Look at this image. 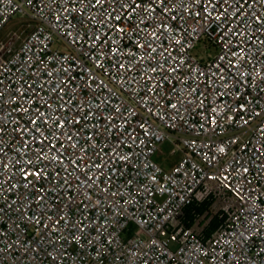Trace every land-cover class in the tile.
Returning <instances> with one entry per match:
<instances>
[{"label": "built area", "instance_id": "2783aa9c", "mask_svg": "<svg viewBox=\"0 0 264 264\" xmlns=\"http://www.w3.org/2000/svg\"><path fill=\"white\" fill-rule=\"evenodd\" d=\"M135 4L0 0V264H264V0Z\"/></svg>", "mask_w": 264, "mask_h": 264}, {"label": "snow or ice", "instance_id": "6c2138e0", "mask_svg": "<svg viewBox=\"0 0 264 264\" xmlns=\"http://www.w3.org/2000/svg\"><path fill=\"white\" fill-rule=\"evenodd\" d=\"M101 2H102V0H96V4H97V5H100ZM154 2H155V0H154ZM159 2H160V3H163L164 0H159ZM181 2H183V0H181ZM226 2H227V0H226ZM194 3L197 4V5H198V4H201V3H202V0H194ZM133 5H135V7L132 8V11H133V12L135 11V8H136V7H140V5L135 4V0H133ZM214 9H215V5H213V10H214ZM153 10H154V9H153ZM197 15H202V14H201V13H197ZM115 19L119 20L120 17H119V16H116ZM217 19H219V17H217ZM256 19L259 21V23H260L261 25H264V20H259V17H256ZM118 30H119V31H124L123 28H119ZM237 35H239V34H237ZM96 39H99V37H96ZM178 43H179V42H178ZM260 43L264 44V40H261ZM139 47L144 48L145 45H139ZM147 47L150 48L151 51H153V52L155 51V48H152L151 44H148ZM243 51H244V49L241 48V52H243ZM233 55L235 56V55H238V54H237V53H233ZM233 66L238 67V65H233ZM121 67H122V66H121ZM175 70H176V69H173V71H175ZM151 71L155 72L156 69L153 68V69H151ZM262 71H264V70H262ZM241 74H242L243 76H248V75H249L248 72H242ZM256 75H257V76H261V71H258V72L256 73ZM222 78H223V77H222ZM262 79H264V77H262ZM53 90L55 91V89H53ZM193 91H195V89H193ZM0 95H2V93H0ZM13 99H15V97H13ZM46 106L49 107V108H51V105H50V104H47ZM169 107L172 108V109H176V108H177V105L173 103V104H170ZM119 110H120L119 108L116 109V111H119ZM37 112H38V115L35 116L34 118H32L31 121H30L31 124H33V125H37V127H36L34 130H29V131L40 132V131H42V129L40 128L39 125H41V124H47V123H48V120H46V119H42V118L45 116V114H44L43 112L39 111V109L37 110ZM257 115H258V114H257ZM54 122H55V127H56L57 130H62V129H64V127H65V121H64L61 117H59V116L55 117ZM77 122H78V121H77ZM67 123H72V121H67ZM2 131H3V129L0 128V132H2ZM51 135L53 136V138H55V139H59L60 136L63 135V132H59V134H58L56 131H53V132L51 133ZM33 139H38V138H37L35 135H33ZM67 139H68L69 141H72L73 138H72L71 135H69V136L67 137ZM90 139H91V138H90ZM46 140H48V137H47V136H45L43 140H38V142H39L40 144H44ZM71 146H72V147H75V143H73ZM49 147H50L51 149H55V148H56V145H55V144H51V143H49ZM61 147H63V145H61ZM40 151H42V149H41ZM220 151H224V149L221 148ZM0 152H2V149H0ZM40 158H41V157H37V159H40ZM53 159H54V160H60V157H59V156H54ZM60 162L62 163V161H60ZM28 163L31 164L32 162H31V161H28ZM4 168H5V170H7V168H8V164H4ZM21 171L24 172V178H25V180H27V178H28L29 175L35 176L36 178H40V177L43 175V170H38V171L32 172V171H30V170H24V169H21ZM246 171H247V169H245V172H246ZM58 175H59V174H58ZM0 176H3V173H0ZM10 178H11V177H9V179H10ZM2 182H3V181H0V183H2ZM13 187H15V185H13ZM25 187H27V185H25ZM40 199H43V197H40ZM9 207H11V205H9ZM2 211H3V209L0 208V212H2ZM29 219H31V218H29ZM57 223H59V220H57ZM45 227H47V225H46Z\"/></svg>", "mask_w": 264, "mask_h": 264}, {"label": "rangeland", "instance_id": "374dc122", "mask_svg": "<svg viewBox=\"0 0 264 264\" xmlns=\"http://www.w3.org/2000/svg\"><path fill=\"white\" fill-rule=\"evenodd\" d=\"M21 20L22 17L20 15L14 16L11 21L7 23L3 31L0 33V39L5 37L6 33L9 30L14 29L20 23ZM192 53L197 57L207 60L208 57L214 56L217 53V48L213 46L210 42L205 43L204 41H200L192 50ZM172 147L173 145L170 142H165L162 145L161 149L154 155V158L166 168L172 167L174 163L181 158V153H171ZM208 209L209 212L206 214V216H204L201 223L206 222V220L208 219H212L213 215H215L219 210V204H213V206L211 205ZM195 227L197 229H200L202 226L197 224ZM172 246L175 247V244H172Z\"/></svg>", "mask_w": 264, "mask_h": 264}, {"label": "trees", "instance_id": "16d2710c", "mask_svg": "<svg viewBox=\"0 0 264 264\" xmlns=\"http://www.w3.org/2000/svg\"><path fill=\"white\" fill-rule=\"evenodd\" d=\"M208 205L209 204H193V205H190L186 208L185 210V215L189 218V220H185V223L188 225V226H191L193 223H194V216L192 215V210H195L196 212L198 213H203L204 211H206L208 209ZM191 214V215H190ZM219 218L217 216V214H215L212 219L210 220V227L211 229H215L218 224H219Z\"/></svg>", "mask_w": 264, "mask_h": 264}, {"label": "crops", "instance_id": "0c3cea01", "mask_svg": "<svg viewBox=\"0 0 264 264\" xmlns=\"http://www.w3.org/2000/svg\"><path fill=\"white\" fill-rule=\"evenodd\" d=\"M204 204L207 205L208 203H204ZM207 213H208V209L206 211H204L203 213H201V214L196 212L195 210H192V215L194 216V223L191 225V226H196L198 224V225L202 226L201 228L204 227V232H205L206 235L209 234L212 231L210 225H206L209 219L206 220V222H202L201 223L202 219L204 218V216H206ZM184 220L188 221L189 218L185 215L184 216ZM198 221H200V222H198Z\"/></svg>", "mask_w": 264, "mask_h": 264}]
</instances>
